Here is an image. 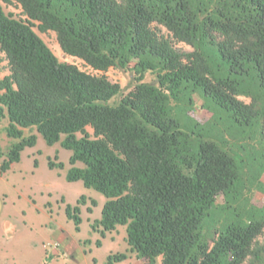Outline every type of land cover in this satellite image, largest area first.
<instances>
[{
	"label": "trees",
	"instance_id": "1",
	"mask_svg": "<svg viewBox=\"0 0 264 264\" xmlns=\"http://www.w3.org/2000/svg\"><path fill=\"white\" fill-rule=\"evenodd\" d=\"M34 26L132 82L59 61ZM0 53V175L37 136L70 151L65 179L106 199L92 231L125 227L126 251L104 264H264V0H0ZM85 202L65 208L77 231Z\"/></svg>",
	"mask_w": 264,
	"mask_h": 264
},
{
	"label": "rangeland",
	"instance_id": "2",
	"mask_svg": "<svg viewBox=\"0 0 264 264\" xmlns=\"http://www.w3.org/2000/svg\"><path fill=\"white\" fill-rule=\"evenodd\" d=\"M2 5L6 13H12L18 19H26L18 5ZM33 29L59 61L74 64L93 75L104 74L109 81L120 84L125 90L132 82L130 71L109 69L105 73L96 72L81 60L63 55L54 32L41 33L36 26ZM162 31L166 33L165 30ZM175 47L190 50L182 43H176ZM8 74L7 60L0 53V79ZM146 80L151 81L152 76L147 75ZM193 98L194 115L200 123H204L211 114L204 108L201 98L197 95ZM6 126L7 120L1 119V153L11 143L4 132ZM88 131L92 133L90 129ZM24 133L30 134L27 130ZM32 133L35 134V131ZM70 155L71 152L61 148L59 144L49 147L37 136L36 145L25 148L20 153L19 162L13 163L9 170L0 175V264H76L81 256L89 257L90 253L96 257L98 264H102L106 262L108 255L125 252L127 249L125 227L119 226L103 238L92 231L91 224L100 219L106 199L97 191L85 188L81 181L68 182L65 179L70 168ZM3 159L4 157H0V163ZM50 161L61 162L63 167L50 168ZM252 194L253 202L260 205L263 196L257 192ZM82 196L86 197V202L85 205H80L81 224L77 231L74 223L67 219L65 208L67 205H77ZM91 200H95L97 205L93 206ZM62 231L74 239L77 246L71 243L64 251L66 255L61 253L55 256L52 250L58 253L61 250L57 243L51 241L50 234ZM97 241L101 245H97ZM82 250L84 253H81Z\"/></svg>",
	"mask_w": 264,
	"mask_h": 264
},
{
	"label": "crops",
	"instance_id": "3",
	"mask_svg": "<svg viewBox=\"0 0 264 264\" xmlns=\"http://www.w3.org/2000/svg\"><path fill=\"white\" fill-rule=\"evenodd\" d=\"M50 236H52L51 237V239H52L51 241H53V243H57L59 245V250H61L59 253L57 251H55V250H52V254L55 255V256H58L61 253L63 255H66V253H64V251H66L70 247L71 243H73V245L75 247L77 246L75 240L70 238V236H66L63 231L61 233H58V232L56 233L55 232L54 235L50 234ZM125 251H126V249H125ZM81 253H84L83 250L81 251ZM79 262L80 263L82 262L83 264H98V260L96 259L95 256L92 255V253H90L89 257L81 256L79 258V261L76 264H78ZM104 263L105 262H102V264H104ZM117 264H141V262L138 259H136L134 256H131L127 260H125L123 262H120V263H117Z\"/></svg>",
	"mask_w": 264,
	"mask_h": 264
},
{
	"label": "built area",
	"instance_id": "4",
	"mask_svg": "<svg viewBox=\"0 0 264 264\" xmlns=\"http://www.w3.org/2000/svg\"><path fill=\"white\" fill-rule=\"evenodd\" d=\"M56 246H57V245L55 244V248H56Z\"/></svg>",
	"mask_w": 264,
	"mask_h": 264
}]
</instances>
